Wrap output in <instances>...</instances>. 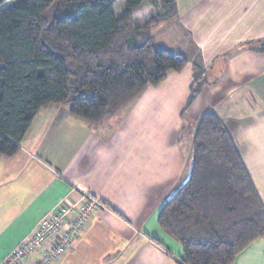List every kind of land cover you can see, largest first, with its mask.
<instances>
[{
  "label": "crops",
  "instance_id": "0c3cea01",
  "mask_svg": "<svg viewBox=\"0 0 264 264\" xmlns=\"http://www.w3.org/2000/svg\"><path fill=\"white\" fill-rule=\"evenodd\" d=\"M177 5L182 17L168 23L185 29L189 47L164 49L187 58V69L96 124L49 105L20 150L0 155V264L44 217L86 193L103 206L54 264H183L157 218L190 177L194 133L208 111L231 133L264 202V0ZM233 264H264V238Z\"/></svg>",
  "mask_w": 264,
  "mask_h": 264
},
{
  "label": "trees",
  "instance_id": "16d2710c",
  "mask_svg": "<svg viewBox=\"0 0 264 264\" xmlns=\"http://www.w3.org/2000/svg\"><path fill=\"white\" fill-rule=\"evenodd\" d=\"M117 1L0 0V155L20 150L49 105H68L73 117L96 124L188 68L152 32L178 17L177 0H149L155 11L145 25L133 20L143 0H125L120 16ZM157 220L181 245L183 264H233L264 238V202L215 111L200 118L190 177Z\"/></svg>",
  "mask_w": 264,
  "mask_h": 264
},
{
  "label": "built area",
  "instance_id": "2783aa9c",
  "mask_svg": "<svg viewBox=\"0 0 264 264\" xmlns=\"http://www.w3.org/2000/svg\"><path fill=\"white\" fill-rule=\"evenodd\" d=\"M62 204L44 217L39 227L1 264H54L72 249L87 227L93 212L103 206L94 196L85 194L79 204ZM37 254L36 261H29Z\"/></svg>",
  "mask_w": 264,
  "mask_h": 264
},
{
  "label": "rangeland",
  "instance_id": "374dc122",
  "mask_svg": "<svg viewBox=\"0 0 264 264\" xmlns=\"http://www.w3.org/2000/svg\"><path fill=\"white\" fill-rule=\"evenodd\" d=\"M148 3L149 0L146 1L143 6H140L133 11V20L136 25H145V23L151 19L152 14H150V12H143L145 8H149V5H147ZM125 9L126 1L118 0L114 8L115 14L117 16H120L125 11ZM151 9V11H153L151 13L154 14V8L151 7ZM179 17L182 16L178 15L176 19H178ZM184 31L185 29L177 27L174 23H163L152 30L158 48H169V50L171 51L180 50L182 47H189L190 40L188 38V35H184V33L186 32ZM69 204H75V202H70ZM69 204L67 205L68 207L70 206Z\"/></svg>",
  "mask_w": 264,
  "mask_h": 264
}]
</instances>
